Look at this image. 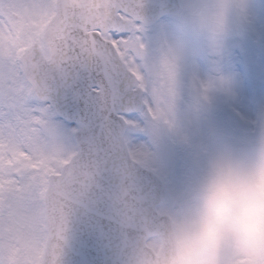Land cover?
Segmentation results:
<instances>
[{
    "label": "snow or ice",
    "instance_id": "snow-or-ice-1",
    "mask_svg": "<svg viewBox=\"0 0 264 264\" xmlns=\"http://www.w3.org/2000/svg\"><path fill=\"white\" fill-rule=\"evenodd\" d=\"M103 7L98 22L88 0H0V264H69L74 242L127 264L183 169L185 138L211 130L242 141L264 126V100L238 90L229 48L199 50L182 85L180 130L157 138L143 45L175 5ZM249 13L242 35L264 22V6ZM235 47L247 57L246 43ZM219 72L232 76L230 90L211 92Z\"/></svg>",
    "mask_w": 264,
    "mask_h": 264
},
{
    "label": "clouds",
    "instance_id": "clouds-1",
    "mask_svg": "<svg viewBox=\"0 0 264 264\" xmlns=\"http://www.w3.org/2000/svg\"><path fill=\"white\" fill-rule=\"evenodd\" d=\"M198 35L223 38L249 0H182ZM149 264H264V133L243 152L216 151L167 219Z\"/></svg>",
    "mask_w": 264,
    "mask_h": 264
},
{
    "label": "rangeland",
    "instance_id": "rangeland-1",
    "mask_svg": "<svg viewBox=\"0 0 264 264\" xmlns=\"http://www.w3.org/2000/svg\"><path fill=\"white\" fill-rule=\"evenodd\" d=\"M253 6L258 8L256 4ZM249 23L250 13L247 17H235L230 30L223 38L209 40L194 32L179 14L172 18L167 27L153 36L150 44L146 42L143 45L145 59L154 70L153 91L157 100V119L153 130L157 138L162 140L180 130L184 119L182 85L194 60V54L199 50L221 55L229 48L232 54L230 70L237 76L238 90L243 95L254 98L256 102L264 100V41L261 40L258 25L255 35H242ZM244 43L248 46L247 57L241 56L239 48L235 47ZM232 79L228 73L219 72L209 82L208 87L211 92L229 91ZM262 133L264 126L254 137L242 141L216 135L211 130L200 136L189 134L184 141L183 169L170 185L166 200L158 210L170 216L179 209L211 153L222 150L243 152ZM158 240L156 237L150 238L148 244L154 248Z\"/></svg>",
    "mask_w": 264,
    "mask_h": 264
},
{
    "label": "water",
    "instance_id": "water-1",
    "mask_svg": "<svg viewBox=\"0 0 264 264\" xmlns=\"http://www.w3.org/2000/svg\"><path fill=\"white\" fill-rule=\"evenodd\" d=\"M107 0H88L89 15L96 17L98 22H103L109 15L107 8L103 7ZM157 6L160 4L175 5L173 15L179 13L180 5L178 0H153ZM167 214L158 211L154 217L147 219V228L134 237L135 244L127 253V264H149L152 249L146 245L151 236L162 237L168 219ZM87 239V238H85ZM66 259L69 264H105L108 254L99 245L93 243L83 246L80 242H74L73 248L69 251Z\"/></svg>",
    "mask_w": 264,
    "mask_h": 264
},
{
    "label": "flooded vegetation",
    "instance_id": "flooded-vegetation-1",
    "mask_svg": "<svg viewBox=\"0 0 264 264\" xmlns=\"http://www.w3.org/2000/svg\"><path fill=\"white\" fill-rule=\"evenodd\" d=\"M250 4H251V5L256 4V6H258V7H260V6H264V0H249V6H250ZM263 23H264V22H261V23L257 24V25L259 26V27H258V29H259V34H260L262 31H264Z\"/></svg>",
    "mask_w": 264,
    "mask_h": 264
}]
</instances>
